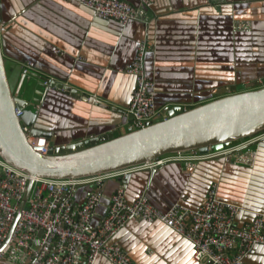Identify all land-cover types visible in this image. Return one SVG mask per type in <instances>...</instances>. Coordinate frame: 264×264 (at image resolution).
Returning a JSON list of instances; mask_svg holds the SVG:
<instances>
[{"label":"crops","instance_id":"0c3cea01","mask_svg":"<svg viewBox=\"0 0 264 264\" xmlns=\"http://www.w3.org/2000/svg\"><path fill=\"white\" fill-rule=\"evenodd\" d=\"M147 17L146 23L121 25L73 0H0V44L8 78L13 75L10 86L20 74L14 73L15 64L20 70L26 61L34 64L33 73L48 78L46 83L31 73L19 76L23 82L32 76L29 82L40 99L33 127L51 148L127 132L134 77L123 69L143 41L149 44L145 72L160 110L156 120L166 118L173 106L202 104L219 97L221 90L264 77V0H156ZM237 22L248 23L249 29L235 31ZM53 80L90 99L51 86ZM251 149L256 160L249 165L237 159L245 152L238 151L193 163L169 161L121 180L108 179L94 224L105 216L118 187L128 201L145 193L165 211L176 203L201 206L216 183L221 200L243 206L236 217L242 225L252 219V211L264 207V139ZM89 189L78 187L76 204L83 203ZM114 240L136 264H200L193 259L191 243L161 222L131 219ZM247 261L264 264V246H256ZM93 264L111 263L98 257Z\"/></svg>","mask_w":264,"mask_h":264},{"label":"built area","instance_id":"2783aa9c","mask_svg":"<svg viewBox=\"0 0 264 264\" xmlns=\"http://www.w3.org/2000/svg\"><path fill=\"white\" fill-rule=\"evenodd\" d=\"M73 1L90 9L99 18L126 25L132 21L148 22V10L156 0H139L138 5L124 0ZM233 29L245 31L249 25L237 22ZM0 30L4 28L1 26ZM148 49L149 44L143 41L133 61L123 69L134 77V89L127 108L131 117L127 132L155 121L160 111L155 101L154 83L145 72L144 58ZM33 70L31 61L20 64L22 76ZM15 113L21 116V109H16ZM263 139L264 131L223 151L205 155L167 154L150 163L75 179L32 178L0 156V248L19 214L11 237L0 253V264H93L98 257L111 264H136L114 240L134 218L148 223L161 222L183 236L193 247V259L200 264H250L247 258L254 248L264 246V207L252 211V219L238 225L236 217L244 210L243 206L221 200L216 183L208 189L201 206L192 209L176 203L165 211L156 208L145 193L128 201L125 190L118 187L110 196L100 223L94 224L93 219L103 196L102 186L108 179L124 178L132 172L151 170L169 161L193 163L244 149L246 151L237 159L249 165L256 160V150L251 147ZM27 140L37 152L46 154L51 148L44 136L28 134ZM29 181H32V187L24 200ZM82 185L91 189L86 192L83 203L78 205L75 199L77 189Z\"/></svg>","mask_w":264,"mask_h":264},{"label":"water","instance_id":"95a60500","mask_svg":"<svg viewBox=\"0 0 264 264\" xmlns=\"http://www.w3.org/2000/svg\"><path fill=\"white\" fill-rule=\"evenodd\" d=\"M0 26L4 27V24ZM2 33L0 30V36ZM31 75L46 80L33 72ZM50 83L73 95L90 99L60 82L53 80ZM22 84L21 77L13 94L0 44V156L32 177L75 179L150 163L167 154L205 155L233 147L264 131L263 77L248 85L221 90L219 97L202 104L173 106L166 111V118L148 121L143 128L121 135L108 132L90 136L57 145L43 154L35 151L27 140L28 134L35 137L43 135L33 127L36 117L33 106L40 99L34 96L28 101L19 97ZM16 109H21V116L16 115ZM31 187L32 181H29L24 200H27ZM18 218L19 214L0 253Z\"/></svg>","mask_w":264,"mask_h":264},{"label":"rangeland","instance_id":"374dc122","mask_svg":"<svg viewBox=\"0 0 264 264\" xmlns=\"http://www.w3.org/2000/svg\"><path fill=\"white\" fill-rule=\"evenodd\" d=\"M10 63H8V65H9ZM15 65H17V67H16V69H14L13 71H14V73L15 72H18V73H20V70H19V66H18V63L17 64H15ZM12 76L13 75H9V83H10V80L12 79ZM19 76H20V74H15V83L11 86V89H12V92H13V94H15L16 93V91H17V83H18V81H19ZM30 77H32V76H30ZM29 77V78H30ZM29 78L28 79H26L24 82H23V84H22V88L19 90V92H18V96L19 97H21V98H24V99H26V100H28V101H31L32 99H33V97L35 96V94L37 95V93H35V84H33V83H30L29 82ZM220 95V94H219ZM35 105L36 104H34V106H33V110L35 111ZM117 134H121V131L119 130V133H117ZM243 151H246V149H244Z\"/></svg>","mask_w":264,"mask_h":264},{"label":"flooded vegetation","instance_id":"af4514ba","mask_svg":"<svg viewBox=\"0 0 264 264\" xmlns=\"http://www.w3.org/2000/svg\"><path fill=\"white\" fill-rule=\"evenodd\" d=\"M45 78V77H44ZM47 80L45 81L46 83H47V81H48V78H46ZM35 92H37V90H35ZM35 96H36V94H35Z\"/></svg>","mask_w":264,"mask_h":264},{"label":"bare ground","instance_id":"6f19581e","mask_svg":"<svg viewBox=\"0 0 264 264\" xmlns=\"http://www.w3.org/2000/svg\"><path fill=\"white\" fill-rule=\"evenodd\" d=\"M32 177V176H31ZM32 178H35V177H32Z\"/></svg>","mask_w":264,"mask_h":264},{"label":"clouds","instance_id":"9594fccd","mask_svg":"<svg viewBox=\"0 0 264 264\" xmlns=\"http://www.w3.org/2000/svg\"><path fill=\"white\" fill-rule=\"evenodd\" d=\"M175 154V153H174Z\"/></svg>","mask_w":264,"mask_h":264}]
</instances>
